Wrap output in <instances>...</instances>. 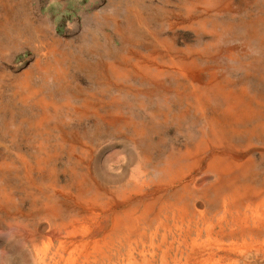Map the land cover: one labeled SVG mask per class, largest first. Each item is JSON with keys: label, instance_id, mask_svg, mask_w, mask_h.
Returning <instances> with one entry per match:
<instances>
[{"label": "rangeland", "instance_id": "374dc122", "mask_svg": "<svg viewBox=\"0 0 264 264\" xmlns=\"http://www.w3.org/2000/svg\"><path fill=\"white\" fill-rule=\"evenodd\" d=\"M255 203L264 0H0V264H48L71 220L108 241L94 264L121 263L131 221L154 264L199 236L264 264Z\"/></svg>", "mask_w": 264, "mask_h": 264}, {"label": "bare ground", "instance_id": "6f19581e", "mask_svg": "<svg viewBox=\"0 0 264 264\" xmlns=\"http://www.w3.org/2000/svg\"><path fill=\"white\" fill-rule=\"evenodd\" d=\"M263 206L264 203L246 205V211L243 214V217L241 216L243 222L245 224L253 222L258 226H264V213L262 212ZM222 207L225 211L226 203H222ZM175 216L176 214H173V216H167L166 219L168 220L170 218H175ZM51 226L52 228L63 230L67 237L59 240L56 245H53V243L51 244V242H49L48 245H46L44 249L41 250L44 255L42 257L43 262L48 260V264H94L92 258L96 256L95 252H103V248L108 244L107 240H105L104 243L101 242L105 237L97 240L88 239L87 237L89 234V228L83 224H80L79 221L74 222V220H71L62 223L54 222L51 224ZM123 227V237L126 239L125 242H127L126 245L128 246V248L119 256V260L121 261V263L119 264H154V260L157 256V252L155 249H160L161 247V245L156 243L157 236L154 235L157 234L154 232L152 234H149L147 232V227H145V230L140 231V229H138V225L134 221L124 224ZM206 229L207 233H209L210 235L213 229V224H208ZM149 230L150 232L153 231L151 229ZM157 230L158 228L155 231ZM133 231H140V233H138L140 235L134 234ZM46 238L48 239L47 236ZM146 238H149V244L143 241V239ZM198 239H194L191 242L184 241L183 244L181 243L180 245H177L176 254L178 255H176L177 258L174 259L175 264H223V262L226 261H229V264H240V260L246 259L243 257L240 258V256L233 254L234 251H231L233 250L231 248L225 247L223 249V247L219 245L218 241L210 245V248H204L205 245L199 243ZM92 242L94 243L93 245H91ZM132 242H135V244H147L148 246H146L149 249L143 248L140 251V254L138 253L137 255L134 250L135 246L132 245ZM166 242L167 239L164 236L162 244H165ZM183 245L185 249L183 248ZM256 246L264 251V241L261 244L258 243V245ZM211 249H213V251ZM251 250V244L245 243L241 248L240 253L241 255L246 257V255ZM161 251L163 252V254H161L160 256L161 264H170L169 258H171V253L172 251H174V245L170 244L169 246H167V249Z\"/></svg>", "mask_w": 264, "mask_h": 264}]
</instances>
